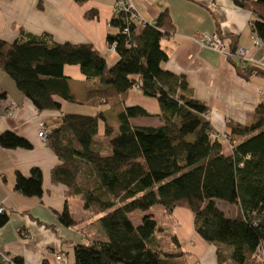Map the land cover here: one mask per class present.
<instances>
[{
  "label": "trees",
  "instance_id": "obj_1",
  "mask_svg": "<svg viewBox=\"0 0 264 264\" xmlns=\"http://www.w3.org/2000/svg\"><path fill=\"white\" fill-rule=\"evenodd\" d=\"M235 1L252 13L251 29L264 38V0ZM85 17H93V12ZM109 26L117 29L106 36L107 46L114 43L118 55L112 66L90 44H51L47 34L22 30L15 41L0 39V70L37 111H60L61 101L74 103L65 65L78 67L86 100L99 106L93 115L60 112L57 125L45 126V144L61 159L50 172L51 182L62 184L67 196L78 197L83 209L97 216L104 236L74 245L72 264H198L151 215L132 224L128 214L154 205L164 216H172L175 209L191 214L196 235L217 247L219 264H256L251 254L258 246L264 251V108L256 107L247 126L227 122L225 134L234 143L232 149L211 141L212 129L203 119L206 107L185 94L182 76L162 69L167 55L160 42L172 28L167 11L137 34L134 24L128 34L122 33L121 20L112 19ZM250 72L260 74L251 68ZM134 85L157 101L162 125L129 123L131 118L151 116L139 106H124ZM117 105L123 108L113 127L103 113ZM100 124L108 142L99 139ZM255 129L261 131L238 140ZM0 147L29 149L30 144L4 131ZM14 189L39 196L41 171L32 168L28 177L17 173ZM216 202L233 207L234 214L225 215ZM57 220L66 227L75 223L66 209ZM6 221L7 215L0 213V227ZM5 263L22 264L18 258Z\"/></svg>",
  "mask_w": 264,
  "mask_h": 264
},
{
  "label": "crops",
  "instance_id": "obj_2",
  "mask_svg": "<svg viewBox=\"0 0 264 264\" xmlns=\"http://www.w3.org/2000/svg\"><path fill=\"white\" fill-rule=\"evenodd\" d=\"M131 2L137 13L150 23L163 10L167 11L172 28L160 42L167 55L162 69L184 78L185 94L206 107L212 131H225L227 122L249 125L256 107L264 108V62L263 65L257 62L263 54L250 40L252 13L238 6L235 0ZM113 4L114 0H87L80 4L73 0H0V39L15 41L22 30L34 36L47 34L51 44H90L106 64L112 66L118 61V55L107 51L106 36L117 33V29L109 26ZM87 12H93V17L86 18ZM140 30L141 27H137L136 34ZM195 33H216L227 40L232 49L247 50L252 61L228 60L210 48L201 47L191 39ZM250 68L260 74L250 72ZM63 74L74 103L61 101L60 111H37L0 70V134L13 132L30 144L29 149L0 147V206L7 215L6 223L0 227V264L12 258L20 259L22 264H72L74 245L104 237L98 228L88 235L76 223L66 227L57 220V214L64 209L74 221L76 214L83 216L84 222L97 219L83 209L78 197L67 196L62 184L51 182L50 172L61 164V159L37 136L39 121L51 128L57 125L60 112L93 115L99 109L96 102L86 100L84 78L77 66L65 65ZM124 106H139L151 115L131 118V125L156 127L163 124L154 98L129 89ZM10 108L12 114L8 115ZM122 108L117 105L106 110L103 113L106 123L116 127V115ZM98 136L105 139L100 129ZM32 168L41 171V194L29 197L15 191L14 183L17 173L28 177ZM218 203L228 208L218 207L225 215L232 211L234 214L233 207L222 202L216 205ZM171 217L177 226L175 237L187 258L198 264H219L217 247L196 235L191 214L175 209Z\"/></svg>",
  "mask_w": 264,
  "mask_h": 264
},
{
  "label": "built area",
  "instance_id": "obj_3",
  "mask_svg": "<svg viewBox=\"0 0 264 264\" xmlns=\"http://www.w3.org/2000/svg\"><path fill=\"white\" fill-rule=\"evenodd\" d=\"M121 20L124 24L122 28V33L128 34L129 33V26L131 24H134L138 27H143L144 25H152V23L145 21L136 11L134 8L133 3L131 0H114L113 9H112V15L110 20ZM191 39L193 42L198 44L201 47H207L212 49L213 51L217 52L224 58L228 60L236 59L240 62H250L252 61V58L249 56L248 51L244 50L242 48H234L232 49L230 47V43L221 38L216 33H195L191 36ZM251 43L253 46H256L261 49L262 51V58L258 60L257 62L263 65L264 62V38H260L257 33L252 30L251 36H250ZM114 43L107 46V51L109 53H114L115 50ZM133 89L139 93L138 91V85H134ZM12 114V108H10L8 115ZM203 119L205 121L208 120V113L203 114ZM38 132L37 136L40 139H45L48 135V129L45 127L44 123L42 121L38 122ZM208 136L211 139V141L218 140L221 143H226L229 146V150L233 147V142H230L227 138L225 131L223 132H208ZM0 213H3V208L0 206ZM56 259L58 260L59 257L57 256ZM251 259L256 264H264V251L263 249L258 246L255 251L251 254ZM8 261V260H7Z\"/></svg>",
  "mask_w": 264,
  "mask_h": 264
},
{
  "label": "rangeland",
  "instance_id": "obj_4",
  "mask_svg": "<svg viewBox=\"0 0 264 264\" xmlns=\"http://www.w3.org/2000/svg\"><path fill=\"white\" fill-rule=\"evenodd\" d=\"M99 129H100V131H102V125L101 124L99 125ZM260 131H261V129L252 130L249 133L240 136L238 138V140H244L247 137H250V136H252V135H254ZM115 133H116V130L114 131L113 135ZM104 141H106V139ZM106 142H108V140ZM217 207H219L220 209H224V208L226 209L227 208V207L223 206L221 203H218ZM229 208H231V207H229ZM144 215H151L159 227L167 230L168 232H170L174 235L176 234V227L177 226H176L175 220L171 216H164L162 208L158 205H154V206L150 207L149 209H147L146 211H138V210L133 211L130 214H128V217H129L130 221L132 222V224L136 226L140 223V220H141L142 216H144ZM228 215H233V211ZM88 216L92 217L93 215L89 214ZM75 217H76L75 218L76 225L82 226L88 235L93 234L96 228H100V225L95 220L91 221L88 219L84 222V220L81 219L83 216H79L76 214Z\"/></svg>",
  "mask_w": 264,
  "mask_h": 264
},
{
  "label": "clouds",
  "instance_id": "obj_5",
  "mask_svg": "<svg viewBox=\"0 0 264 264\" xmlns=\"http://www.w3.org/2000/svg\"><path fill=\"white\" fill-rule=\"evenodd\" d=\"M4 212V211H3Z\"/></svg>",
  "mask_w": 264,
  "mask_h": 264
}]
</instances>
